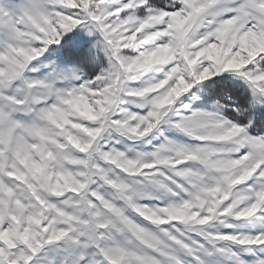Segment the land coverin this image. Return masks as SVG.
<instances>
[{"label": "snow or ice", "instance_id": "1", "mask_svg": "<svg viewBox=\"0 0 264 264\" xmlns=\"http://www.w3.org/2000/svg\"><path fill=\"white\" fill-rule=\"evenodd\" d=\"M0 264H264V0H0Z\"/></svg>", "mask_w": 264, "mask_h": 264}]
</instances>
